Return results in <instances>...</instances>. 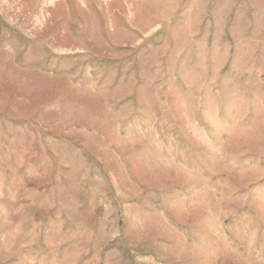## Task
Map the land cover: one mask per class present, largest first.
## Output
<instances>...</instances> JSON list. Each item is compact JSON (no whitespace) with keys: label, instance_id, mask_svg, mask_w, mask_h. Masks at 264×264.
<instances>
[{"label":"rangeland","instance_id":"rangeland-1","mask_svg":"<svg viewBox=\"0 0 264 264\" xmlns=\"http://www.w3.org/2000/svg\"><path fill=\"white\" fill-rule=\"evenodd\" d=\"M0 264H264V0H0Z\"/></svg>","mask_w":264,"mask_h":264}]
</instances>
